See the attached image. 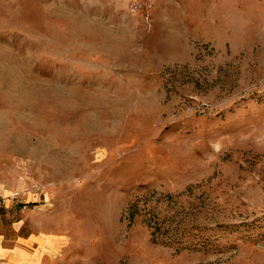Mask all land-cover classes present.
<instances>
[{
	"label": "rangeland",
	"instance_id": "rangeland-1",
	"mask_svg": "<svg viewBox=\"0 0 264 264\" xmlns=\"http://www.w3.org/2000/svg\"><path fill=\"white\" fill-rule=\"evenodd\" d=\"M14 205L45 264H264V0H0Z\"/></svg>",
	"mask_w": 264,
	"mask_h": 264
},
{
	"label": "crops",
	"instance_id": "crops-1",
	"mask_svg": "<svg viewBox=\"0 0 264 264\" xmlns=\"http://www.w3.org/2000/svg\"><path fill=\"white\" fill-rule=\"evenodd\" d=\"M29 194L27 198L34 199ZM12 212L18 215L12 223L7 224L0 217V264H45L46 260H55L62 248L60 236L41 233L35 219L23 216L30 213L38 216L35 209L18 212L14 205Z\"/></svg>",
	"mask_w": 264,
	"mask_h": 264
}]
</instances>
